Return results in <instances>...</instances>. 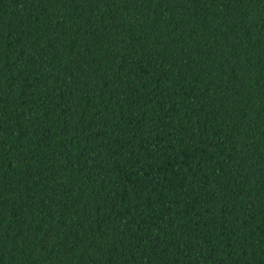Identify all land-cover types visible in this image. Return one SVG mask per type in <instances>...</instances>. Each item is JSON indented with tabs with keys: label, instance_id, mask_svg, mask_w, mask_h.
Returning <instances> with one entry per match:
<instances>
[{
	"label": "trees",
	"instance_id": "obj_1",
	"mask_svg": "<svg viewBox=\"0 0 264 264\" xmlns=\"http://www.w3.org/2000/svg\"><path fill=\"white\" fill-rule=\"evenodd\" d=\"M0 264H264V0H0Z\"/></svg>",
	"mask_w": 264,
	"mask_h": 264
}]
</instances>
